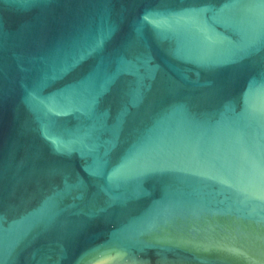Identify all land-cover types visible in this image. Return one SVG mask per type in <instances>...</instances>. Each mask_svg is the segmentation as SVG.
<instances>
[{
    "label": "water",
    "instance_id": "water-1",
    "mask_svg": "<svg viewBox=\"0 0 264 264\" xmlns=\"http://www.w3.org/2000/svg\"><path fill=\"white\" fill-rule=\"evenodd\" d=\"M0 264H264V0H0Z\"/></svg>",
    "mask_w": 264,
    "mask_h": 264
}]
</instances>
